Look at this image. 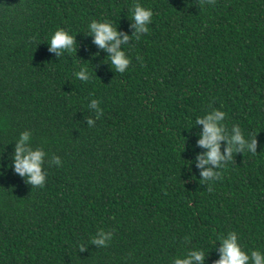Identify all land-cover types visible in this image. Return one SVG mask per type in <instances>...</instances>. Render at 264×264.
Here are the masks:
<instances>
[{
	"label": "trees",
	"instance_id": "trees-1",
	"mask_svg": "<svg viewBox=\"0 0 264 264\" xmlns=\"http://www.w3.org/2000/svg\"><path fill=\"white\" fill-rule=\"evenodd\" d=\"M134 3L152 21L121 45L119 73L89 24L132 37ZM57 29L75 53L49 51ZM213 109L257 153L205 165L222 178L202 182L195 121ZM24 131L45 152L42 188L12 168ZM101 229L107 247L90 243ZM232 231L264 255V0H0V264H172L195 250L213 264Z\"/></svg>",
	"mask_w": 264,
	"mask_h": 264
},
{
	"label": "clouds",
	"instance_id": "clouds-1",
	"mask_svg": "<svg viewBox=\"0 0 264 264\" xmlns=\"http://www.w3.org/2000/svg\"><path fill=\"white\" fill-rule=\"evenodd\" d=\"M200 5L205 3L214 5L215 0H199ZM131 21L135 32L132 37L120 33L116 27L112 26L110 21L98 22L93 20L89 24V34L93 36V42L100 48L109 53L107 57L111 66L116 72L124 73L130 64V59L125 52L121 50V45L127 42L130 38L139 40L141 34L149 32L148 25L152 21L153 12L149 8L143 7L139 3H134L131 7ZM49 51L55 52L56 57L64 53L72 54L76 51V43L74 36L70 35L63 29H57L50 38ZM137 59H140L137 57ZM74 75L81 81L87 82L90 79L87 69L81 68L80 71ZM99 101L92 100L88 105L92 108L98 109V114L95 119H99L103 115V110L98 108ZM225 113L213 109L203 117H197L195 124L203 126L200 133V139L197 141L198 145L207 151L197 156V167L201 169L200 177L202 182H212L222 178V171H213L211 167L205 168V165L215 166L219 170H223L226 166L222 161H233V155L237 152H249L253 155L257 153V141L253 137L250 141L246 140L238 126H232V135L228 136L226 127L221 122L225 119ZM89 127L94 124L92 118H87ZM31 133L24 131L20 134L16 141L15 150L12 158V168L15 173L27 178L26 183L32 187H43L46 174L41 171L43 164V157L45 152L41 148L33 150L27 146ZM225 141L226 147L224 154L220 152V142ZM56 164L60 165L59 157H54ZM208 191H212L209 186ZM112 239V232H105L103 229L99 230L97 235L90 240L91 244L98 247H107L108 242ZM188 237H185L187 240ZM220 241L219 259L213 264H264V255L258 250H252L250 255L242 250L238 242V234L234 231L229 232L226 236L217 238ZM81 252L85 251L83 245H78ZM205 254L202 250H195L187 253L183 259L175 258L172 264H203Z\"/></svg>",
	"mask_w": 264,
	"mask_h": 264
}]
</instances>
